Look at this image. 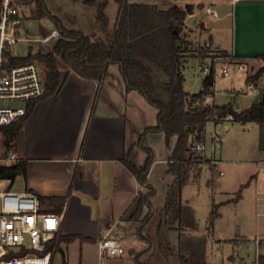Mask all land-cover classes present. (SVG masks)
I'll use <instances>...</instances> for the list:
<instances>
[{
  "label": "crops",
  "instance_id": "obj_1",
  "mask_svg": "<svg viewBox=\"0 0 264 264\" xmlns=\"http://www.w3.org/2000/svg\"><path fill=\"white\" fill-rule=\"evenodd\" d=\"M255 1L235 7L219 6L216 8L217 17H212L211 21L205 22L199 15L193 24L188 25L194 30L192 33L199 31L201 38L203 34L207 35L202 39L211 42L212 51H222L246 62L252 73L264 66V61L256 58L264 56V0ZM77 3L89 16L91 34L84 33L99 39L95 34L96 30H101L97 26V8ZM100 36L102 40L105 38L103 31ZM190 59L186 60L184 70ZM61 73L64 79L61 91L37 102L14 146L16 162L28 164L27 178L20 176L14 183L17 184L16 191L30 192L38 198H67L63 209L57 213L64 215V223L59 235L60 251L55 252L52 264L57 257L61 259L60 264H71L70 258L74 254L79 264H137L135 255L138 253H142V263L150 264L145 260L148 247L144 251L127 249L122 259L102 260L98 255V242L104 236L124 241L126 237L136 235L137 226L128 220V214L138 195L145 193L146 189L138 183L124 161L127 159L137 167L143 166L146 148L154 155L152 168L165 164V170H168L172 148L168 147L162 133L148 134L140 145V137L146 128L156 125L157 114L155 116L150 104L137 91H127L119 67L110 68L109 76L102 82L84 79L68 65ZM263 77L256 84H247L249 93L257 90ZM185 83L186 79L184 89ZM206 102L213 105L209 97ZM223 122H214L218 130L222 129ZM242 125L243 132H240L233 158L246 174L236 187L242 190L241 199L231 203L240 205L245 194H249L260 218L264 217V123ZM0 135V143L5 146V138ZM203 155L206 156L205 143ZM7 156L8 149L5 148L0 154V164H13L6 160ZM215 160L218 161L217 170L224 161ZM225 162V165L233 164V160ZM150 180L151 171L148 184L152 188ZM173 181L168 178L165 184L164 204ZM163 207L154 212L150 223L156 221L157 225ZM74 236L89 241L60 240L61 237Z\"/></svg>",
  "mask_w": 264,
  "mask_h": 264
},
{
  "label": "trees",
  "instance_id": "obj_2",
  "mask_svg": "<svg viewBox=\"0 0 264 264\" xmlns=\"http://www.w3.org/2000/svg\"><path fill=\"white\" fill-rule=\"evenodd\" d=\"M74 1L97 8V26L105 34L102 41H97L80 30L65 27L51 13L44 0H11V5L18 8V17L21 20L49 18L55 24L59 35L48 53H30L24 58H11L8 55L7 58L13 64L36 61L46 68L47 93L39 100L61 91L64 79L59 63L62 61L80 77L98 82L104 81L109 76L110 67L117 65L127 91H137L155 108L157 123L146 128L140 137V145H143L148 134L162 133L168 147L172 148L168 172L174 176V181L167 190L165 204L156 225L158 249L167 258L172 255L173 250L166 239V232L182 230V193L187 176L192 172L198 177L202 171L201 166L209 162L193 152L192 143L199 142L204 145L206 124H219L229 116L233 122L241 124L264 123V91L259 101L242 112L237 111L231 103L223 106L207 104L206 100L212 95L215 85L214 64L211 74L203 79L204 88L201 92L190 95L185 91L183 70L190 55H197L205 61L212 53H217L238 60L225 52L212 51L204 46L193 48L192 43L182 34L183 29L188 26V18L194 15L193 6L163 7L158 3L167 0H113L118 6V15L114 28L110 30L106 3L98 4L96 0ZM139 1L155 3H136ZM2 2L0 0V5ZM256 58L264 61V56ZM263 75L264 66L254 76L247 77L246 83L256 84ZM39 100L28 104L27 114L23 119L12 125L0 126V134L5 138L8 149L17 145L24 123ZM144 150L147 153L145 165L137 167L127 159L124 163L138 183L146 189L145 193L138 195L129 211L128 220L141 223L136 235L148 243L144 231L154 215L152 198L155 190L148 184L154 155L150 149ZM27 170L28 164L24 161L10 165L0 164V178L10 180L13 185L18 177L27 178ZM241 191L230 202L239 201ZM40 200L46 212L60 213L67 198L49 197ZM216 217L214 210L211 226ZM76 239L89 241L81 236L66 239L61 237L60 240L70 242ZM52 248L56 249L55 252L60 251L59 241ZM141 255L142 253L135 255L137 264H147L140 261ZM181 257L183 258L182 255ZM258 264H264V255L259 257Z\"/></svg>",
  "mask_w": 264,
  "mask_h": 264
},
{
  "label": "rangeland",
  "instance_id": "obj_3",
  "mask_svg": "<svg viewBox=\"0 0 264 264\" xmlns=\"http://www.w3.org/2000/svg\"><path fill=\"white\" fill-rule=\"evenodd\" d=\"M44 1L51 13L58 17L65 27L91 34L89 16L80 3L74 0ZM96 1L98 4H107L106 14L109 20V28H111L116 22L118 6L113 0ZM173 1L174 3H169V1H159L158 3L163 7H174L176 2L182 4L194 2V15H200L199 18L205 22L213 19L204 10V0ZM170 4L173 5L170 6ZM179 7H185V5H180ZM55 29V24L49 18L22 20V31L25 32V38L43 39ZM101 32L102 29L95 31L97 37H100L99 39L95 38V35L92 37L97 41H102L100 36ZM192 32L194 30L186 26L182 34L192 43L193 48L204 46L208 42L203 40L207 36L206 34H203L202 39L199 31ZM57 38L52 39L48 44L38 42L19 43L16 47L15 54L18 57L24 58L30 53H48L51 51ZM209 49L213 50V47ZM189 57L191 59L184 70L186 79L185 91L199 93L203 89L205 75L199 71V67L201 65L210 66L211 62H213L215 63V85L212 90V95L209 97V101L212 104L223 106L231 103L237 111L242 112L259 101L264 91V77L261 83L258 84L257 90L249 93V86L246 83V79L249 76H254L258 71L252 73L246 62L224 56L223 58L225 59L215 61V55H211L205 62H201L197 58V55H190ZM244 63L246 64V68L241 72L242 76H239L237 67ZM224 64H227L230 69L231 77L229 79H225L222 76ZM117 67V65H113L110 68L115 69ZM59 68L61 71H64L67 69V65L61 61ZM43 71L46 75L45 67H43ZM16 105L24 106L22 103ZM149 108L154 110L156 116L157 111L155 108L152 106ZM222 125V129L218 130L214 122H208L206 124L204 133L206 156L203 155V152H197V155H201L204 159L209 160V162L201 166L202 171L198 177H195L192 172L187 176V183L182 193L184 216L181 223L182 230L175 229L166 232V239L173 250L172 255L165 258L159 252L155 226L156 221L150 223L151 225L149 227L146 226L144 231V236L147 238L148 243L140 240L136 235H131L126 237L124 241L122 240L126 250L144 251L148 247L146 250L148 255L145 260L150 264L259 263V257L264 255V217H257L255 206H253L249 194H245V199L240 205L232 204L231 202L226 203L229 199H233L234 195L239 192L238 189L240 187L238 189L236 187L246 174L245 171L241 170V166L235 164L237 160L233 158L235 148L238 146L241 138L240 132H243V125L239 122H230L228 120L224 121ZM5 148H7L6 145L4 146L0 143L1 155ZM215 159H222L224 161V164H220L217 170H215L214 164L212 163ZM146 160L147 155L144 160V165ZM232 160L233 164L230 163ZM225 161H229L230 164L225 165ZM165 168V164H158L155 168H151L150 182L152 188L155 190V195L152 198L155 213L164 206V188L168 178L174 179V176L167 169L166 172ZM220 172H223V174L220 175ZM14 185H11L10 189L16 191L17 184ZM214 210H216L217 217L213 220L211 226V218ZM135 224L137 226V232L141 223ZM204 229L206 231H203ZM259 239L260 246L257 244V240ZM70 261L71 264H79L75 254L71 256ZM60 263L61 259L57 257L55 264Z\"/></svg>",
  "mask_w": 264,
  "mask_h": 264
},
{
  "label": "built area",
  "instance_id": "obj_4",
  "mask_svg": "<svg viewBox=\"0 0 264 264\" xmlns=\"http://www.w3.org/2000/svg\"><path fill=\"white\" fill-rule=\"evenodd\" d=\"M168 1L174 3L173 0L165 2ZM254 2L256 1L204 0L203 7L207 15L217 17L216 8L219 6L235 7L239 4ZM136 3L150 4L152 2ZM176 5L194 6L195 3L176 2ZM58 35L55 31L43 39L25 38L22 20L18 17V8L11 5V0H3L0 6V126L12 125L23 119L27 114L28 104L39 100L47 93L46 75L40 63L32 61L13 64L7 56L18 58L15 50L19 43L48 44ZM204 47L211 48V42L208 41ZM213 55L216 56L215 61L225 59L217 53H212ZM212 64L215 66L213 62L210 66L201 65L199 71L205 77L209 76ZM245 68V63L237 67L239 76H242L241 72ZM229 70L228 65L224 64L222 76L225 79L231 77ZM20 103L24 106L16 105ZM227 119L232 120V117L229 116ZM203 146L199 142H193L192 150L202 153ZM6 160L16 162L14 146L8 149ZM212 163L216 170L218 161L214 160ZM11 184L10 180L0 178V264H52L56 250L52 248V245L59 241L64 215L46 212L40 198L30 192L12 190ZM98 255L105 261L122 259L126 255L122 239L104 236L98 242Z\"/></svg>",
  "mask_w": 264,
  "mask_h": 264
},
{
  "label": "water",
  "instance_id": "obj_5",
  "mask_svg": "<svg viewBox=\"0 0 264 264\" xmlns=\"http://www.w3.org/2000/svg\"><path fill=\"white\" fill-rule=\"evenodd\" d=\"M196 18H197L196 15H192V16H190V17L188 18V20H187V24H188V25L193 24L194 21L196 20ZM203 231H206V229H204Z\"/></svg>",
  "mask_w": 264,
  "mask_h": 264
}]
</instances>
